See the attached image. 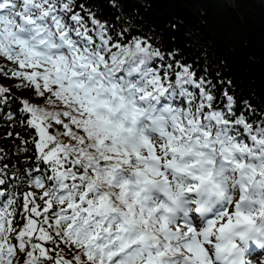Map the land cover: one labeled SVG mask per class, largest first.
<instances>
[{"label": "snow or ice", "instance_id": "snow-or-ice-1", "mask_svg": "<svg viewBox=\"0 0 264 264\" xmlns=\"http://www.w3.org/2000/svg\"><path fill=\"white\" fill-rule=\"evenodd\" d=\"M132 27L0 0V77L56 109L0 85V127L36 132L0 148V264H264V116Z\"/></svg>", "mask_w": 264, "mask_h": 264}, {"label": "trees", "instance_id": "trees-1", "mask_svg": "<svg viewBox=\"0 0 264 264\" xmlns=\"http://www.w3.org/2000/svg\"><path fill=\"white\" fill-rule=\"evenodd\" d=\"M117 2L119 11L111 7L112 0H87L98 18L111 22L117 31L130 21L133 25L132 35L143 33L150 36L154 46L165 53L176 51L181 62L191 64L198 76L206 73L207 78L217 84V96L227 88L237 100V114L243 110V102L247 101L256 109L257 118L264 116V12L257 0H235L233 8L225 0ZM117 16L121 19L117 20ZM4 67L16 66L0 58V68ZM221 80L225 83H218ZM227 81H231V84H227ZM0 85L11 88L12 95L17 99H28L38 107L50 108L42 99L35 98L31 89L17 90L15 79L0 77ZM20 107L19 103L12 104V112L17 113V120L20 119ZM3 123L0 121V124ZM56 128L63 131L57 125H53L49 131ZM8 131H12L11 137L7 136ZM17 132L23 140L29 141L26 145L29 148H33L32 138L36 132L19 125L11 129L0 127V148L9 155L4 162L9 165L15 163L19 167L20 162L31 153H20L19 158L13 155V145L21 144V139L16 138ZM63 139L67 142L66 137Z\"/></svg>", "mask_w": 264, "mask_h": 264}, {"label": "water", "instance_id": "water-1", "mask_svg": "<svg viewBox=\"0 0 264 264\" xmlns=\"http://www.w3.org/2000/svg\"><path fill=\"white\" fill-rule=\"evenodd\" d=\"M225 1L231 8L235 6V0H225ZM257 3L259 8L262 9L264 12V0H257Z\"/></svg>", "mask_w": 264, "mask_h": 264}]
</instances>
